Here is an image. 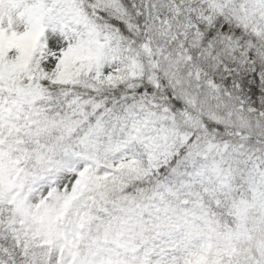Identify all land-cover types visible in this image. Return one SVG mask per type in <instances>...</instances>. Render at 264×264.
<instances>
[{
    "label": "snow or ice",
    "instance_id": "1",
    "mask_svg": "<svg viewBox=\"0 0 264 264\" xmlns=\"http://www.w3.org/2000/svg\"><path fill=\"white\" fill-rule=\"evenodd\" d=\"M0 264H264V0H0Z\"/></svg>",
    "mask_w": 264,
    "mask_h": 264
}]
</instances>
